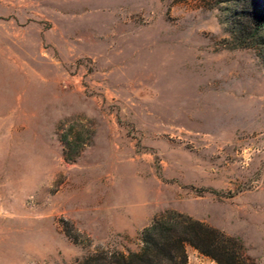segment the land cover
Instances as JSON below:
<instances>
[{
	"label": "rangeland",
	"instance_id": "obj_1",
	"mask_svg": "<svg viewBox=\"0 0 264 264\" xmlns=\"http://www.w3.org/2000/svg\"><path fill=\"white\" fill-rule=\"evenodd\" d=\"M263 2L0 0V264L137 252L167 210L264 264Z\"/></svg>",
	"mask_w": 264,
	"mask_h": 264
},
{
	"label": "trees",
	"instance_id": "obj_2",
	"mask_svg": "<svg viewBox=\"0 0 264 264\" xmlns=\"http://www.w3.org/2000/svg\"><path fill=\"white\" fill-rule=\"evenodd\" d=\"M264 3V2H263ZM253 27L246 34L258 38L264 46V7L253 14ZM259 33H262L261 35ZM249 46V43H245ZM63 157L73 161L82 151L68 137L63 138ZM141 247L127 254L97 251L82 258L77 264H186V247L217 264H244V247L238 238L174 210L154 216L141 233Z\"/></svg>",
	"mask_w": 264,
	"mask_h": 264
}]
</instances>
